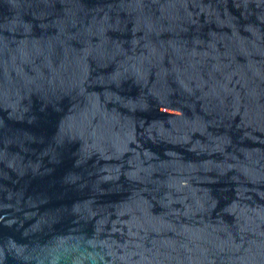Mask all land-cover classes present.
I'll use <instances>...</instances> for the list:
<instances>
[{
  "label": "water",
  "instance_id": "95a60500",
  "mask_svg": "<svg viewBox=\"0 0 264 264\" xmlns=\"http://www.w3.org/2000/svg\"><path fill=\"white\" fill-rule=\"evenodd\" d=\"M0 264H264V0H0Z\"/></svg>",
  "mask_w": 264,
  "mask_h": 264
}]
</instances>
